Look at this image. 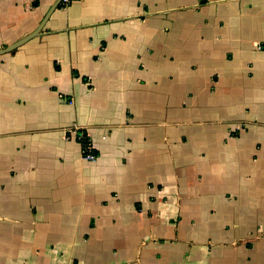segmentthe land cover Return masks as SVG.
Returning a JSON list of instances; mask_svg holds the SVG:
<instances>
[{
	"label": "crops",
	"instance_id": "obj_1",
	"mask_svg": "<svg viewBox=\"0 0 264 264\" xmlns=\"http://www.w3.org/2000/svg\"><path fill=\"white\" fill-rule=\"evenodd\" d=\"M0 264H264V0H73L0 55Z\"/></svg>",
	"mask_w": 264,
	"mask_h": 264
},
{
	"label": "built area",
	"instance_id": "obj_2",
	"mask_svg": "<svg viewBox=\"0 0 264 264\" xmlns=\"http://www.w3.org/2000/svg\"><path fill=\"white\" fill-rule=\"evenodd\" d=\"M73 0H60V6L66 7L71 4ZM77 140L81 144V155L87 161H93L96 158V153L93 144L85 134H77Z\"/></svg>",
	"mask_w": 264,
	"mask_h": 264
},
{
	"label": "water",
	"instance_id": "obj_3",
	"mask_svg": "<svg viewBox=\"0 0 264 264\" xmlns=\"http://www.w3.org/2000/svg\"><path fill=\"white\" fill-rule=\"evenodd\" d=\"M60 0L57 2V4H55L50 11L46 14V16L44 17L43 21L40 23L39 27L30 35H28L27 37L21 39L20 41L14 43L13 45L8 46L7 48L0 50V55L2 54H6L9 53L13 50H15L16 48H18L19 46H21L22 44H24L25 42L29 41L30 39L36 37L40 30L42 29L43 25L45 24V22L47 21V19L49 18L50 14L53 12V10L56 9V7L59 5Z\"/></svg>",
	"mask_w": 264,
	"mask_h": 264
}]
</instances>
